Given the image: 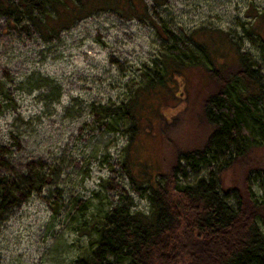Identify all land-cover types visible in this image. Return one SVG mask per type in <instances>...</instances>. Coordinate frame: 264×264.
Returning <instances> with one entry per match:
<instances>
[{
  "label": "rangeland",
  "instance_id": "rangeland-1",
  "mask_svg": "<svg viewBox=\"0 0 264 264\" xmlns=\"http://www.w3.org/2000/svg\"><path fill=\"white\" fill-rule=\"evenodd\" d=\"M144 2L148 12L139 1L132 17L121 5L100 10L52 41L0 17V149L12 169L42 162L49 174L41 192L0 218V264H77L100 220L122 200L132 198V211L150 212L149 192L142 197L133 188L126 158L145 187L148 178L170 169L176 150L206 137L201 100L187 112V102L175 94L184 98L191 83L199 90L208 75L200 81L184 69L157 94L142 90L170 45L195 51L205 45L219 63L234 62L239 48L264 78V0ZM136 96L145 126L128 149L126 126L115 120L109 128L93 110ZM163 126L170 131L169 150ZM207 174L205 168L189 171L181 182ZM220 184L234 207L249 188L264 198V177L247 181L240 163L220 173Z\"/></svg>",
  "mask_w": 264,
  "mask_h": 264
},
{
  "label": "trees",
  "instance_id": "trees-1",
  "mask_svg": "<svg viewBox=\"0 0 264 264\" xmlns=\"http://www.w3.org/2000/svg\"><path fill=\"white\" fill-rule=\"evenodd\" d=\"M138 1L148 12L144 0H126V4L120 0H0V17L33 27L45 41H52L63 29L100 10H117L121 5L132 17L138 14ZM199 47L195 51L170 45L169 57L153 68L154 75L147 74L142 90L157 94L169 85L172 74L184 69L200 81L208 75L199 90L191 83L184 98L181 92L175 94L187 102V112L201 100L206 137L198 145L176 150L170 169L148 178L145 187L137 183L126 158L133 188L142 197L149 192L150 212L132 211V198L122 200L100 220L96 238L77 264H264V198L249 188L246 195L240 193L234 207L228 201L229 191L220 184V173L239 163L247 181L264 177V78L239 48L234 62L219 63L205 45ZM138 104L136 96L130 103L104 104L93 110L109 128L115 120L126 126L128 149L145 126ZM165 129L164 144L171 149L170 131ZM45 167L31 162L25 170H14L0 149V218L42 191L49 176ZM203 168L208 170L206 176L181 182L189 171L199 173Z\"/></svg>",
  "mask_w": 264,
  "mask_h": 264
}]
</instances>
